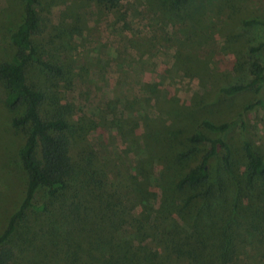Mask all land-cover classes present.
Instances as JSON below:
<instances>
[{
    "label": "rangeland",
    "instance_id": "rangeland-1",
    "mask_svg": "<svg viewBox=\"0 0 264 264\" xmlns=\"http://www.w3.org/2000/svg\"><path fill=\"white\" fill-rule=\"evenodd\" d=\"M163 1L124 0L119 9L107 11L92 0H41L40 12L52 23L35 44L43 59L64 67L65 76L47 77L36 66L30 76V82L44 88L54 85L61 104L72 105L73 155H95L96 166H90L98 175L95 180L125 198L131 222L150 214L147 227L156 226L149 231L153 245L159 226H170L164 221L168 213H160L163 196H173L171 182L199 163V154L190 161H180L178 154L187 148L188 136L204 131V120L236 122L229 141L238 165L244 162L245 133L264 154V110L249 114L246 130L239 120L256 95L251 90L221 93L251 79L241 69L245 44L264 39V28L243 27L241 19L264 20V0H248L249 10L240 19L226 12L193 19L185 15L177 22L180 16L159 11L157 4ZM23 18L24 0H0V65L15 54L11 35ZM229 34L236 35L233 41ZM191 36L200 47L181 48L179 42ZM3 94L0 85V102ZM42 108L43 116L58 112L56 106ZM20 113L0 103V234L26 195L27 175L19 159L26 134L11 125ZM30 219L37 223L41 216L31 211ZM171 219L185 227L179 213ZM204 239L212 246L218 241L208 234ZM243 263L256 264L246 258Z\"/></svg>",
    "mask_w": 264,
    "mask_h": 264
},
{
    "label": "trees",
    "instance_id": "trees-1",
    "mask_svg": "<svg viewBox=\"0 0 264 264\" xmlns=\"http://www.w3.org/2000/svg\"><path fill=\"white\" fill-rule=\"evenodd\" d=\"M92 1L114 11L124 0ZM248 3L164 0L157 8L167 17L180 16L176 22L185 15L193 19L226 12L230 18L240 19L249 10ZM41 8V0H24V18L11 35L15 54L0 65L4 89L0 103L10 112H21L11 125L26 134L19 159L27 175L25 198L0 234V264H244L245 258L264 264V243H260L264 239V154L245 133L244 162L238 165L229 141L236 128L234 120L218 124L204 120V131L187 137V148L178 159L190 161L199 154V163L171 182L175 196H163L160 213H168L169 219L164 221L171 227L162 229L163 219L158 222L156 245L149 232L156 226L147 227L150 214L130 221L125 198L107 192L106 184L95 180L98 175L90 170L96 166L95 155L90 159L84 152L78 159L73 155L72 105L61 104L54 85L44 88L30 82L35 66L47 77L65 76L64 67L43 59L35 44V37L42 36L52 23L41 14ZM241 23L246 28H264L260 16L241 19ZM235 37L228 35L230 41ZM179 43L181 48L201 45L192 36ZM244 57L241 69L248 70L251 79L222 88L221 93L251 90L256 95L239 117L246 130L249 114L264 110V39L246 43ZM46 104L56 106L58 112L43 116ZM31 211L41 216L37 223L31 222ZM174 213L180 214L185 227L171 219ZM37 224L42 225L33 228ZM205 234L217 238V244L210 245Z\"/></svg>",
    "mask_w": 264,
    "mask_h": 264
}]
</instances>
